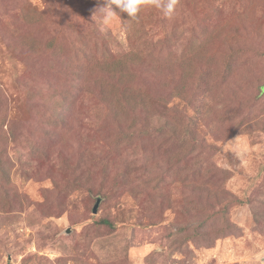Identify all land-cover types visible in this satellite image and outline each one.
I'll return each instance as SVG.
<instances>
[{"label": "rangeland", "instance_id": "obj_1", "mask_svg": "<svg viewBox=\"0 0 264 264\" xmlns=\"http://www.w3.org/2000/svg\"><path fill=\"white\" fill-rule=\"evenodd\" d=\"M101 2L0 0V264H264V0Z\"/></svg>", "mask_w": 264, "mask_h": 264}, {"label": "clouds", "instance_id": "obj_2", "mask_svg": "<svg viewBox=\"0 0 264 264\" xmlns=\"http://www.w3.org/2000/svg\"><path fill=\"white\" fill-rule=\"evenodd\" d=\"M178 4L179 0H102L94 14L98 22L107 28L121 19L119 13H126L129 21L138 20L145 7H154L165 19H173Z\"/></svg>", "mask_w": 264, "mask_h": 264}, {"label": "trees", "instance_id": "obj_3", "mask_svg": "<svg viewBox=\"0 0 264 264\" xmlns=\"http://www.w3.org/2000/svg\"><path fill=\"white\" fill-rule=\"evenodd\" d=\"M135 48H133V49H131V50H134ZM231 55V54H230ZM128 58H129V56H128ZM127 58V59H128ZM227 59H229V58H227ZM127 61L125 60V59H123V58H115V59H113V60H110V61H106V62H104V63H102V64H100L101 65V69L102 70H104V71H108L109 73H111V74H113V75H116V74H114L115 73V71L116 72H118V74H120V75H123L124 74V70L127 68V66L124 64V63H126ZM226 66H227V74L228 73H230V69H231V65H230V63H229V61L226 63ZM122 77V76H121ZM204 76H203V74H197V75H195V77H194V79H193V81H194V83H196V82H198L200 79H202ZM114 82H115V79H114ZM102 84V83H101ZM114 94H116V92L114 93ZM125 127H127V126H125ZM120 128V127H119ZM129 128L131 129V133H133V131H134V127H133V125H132V123L129 125ZM136 130V129H135ZM189 129L187 128V127H184V131L182 132L183 134H185V136L186 135H188L189 134ZM140 133V132H139ZM128 138V140L131 138V135L129 134V136H127L126 134H124L123 135V139H127ZM182 140V139H181ZM183 141V140H182ZM0 170L1 171H3L4 170V167L2 166V165H0ZM100 222H102V223H104V224H106V225H111L112 223L108 220V219H101V221ZM226 224V226L227 227H229V226H231L230 225V223H228V221L225 223ZM204 230V231H203ZM205 235V236H208L209 235V232L208 231H206L205 229H204V227H202L201 225H198L197 227H196V229H195V231H194V233L191 235V236H195V237H197V236H199V235ZM211 234L212 233H210V235H209V238H210V236H211ZM205 238H207V237H205ZM207 240H211V239H208L207 238Z\"/></svg>", "mask_w": 264, "mask_h": 264}, {"label": "water", "instance_id": "obj_4", "mask_svg": "<svg viewBox=\"0 0 264 264\" xmlns=\"http://www.w3.org/2000/svg\"><path fill=\"white\" fill-rule=\"evenodd\" d=\"M262 90H264V85L262 86ZM99 200H100L99 198L96 199V202H95V204H94V206L92 208L93 213L97 212V207H98V204H99Z\"/></svg>", "mask_w": 264, "mask_h": 264}]
</instances>
